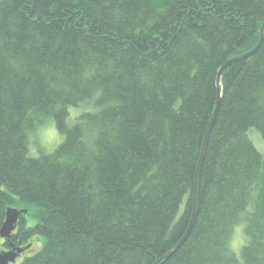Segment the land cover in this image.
Segmentation results:
<instances>
[{"label": "trees", "instance_id": "trees-1", "mask_svg": "<svg viewBox=\"0 0 264 264\" xmlns=\"http://www.w3.org/2000/svg\"><path fill=\"white\" fill-rule=\"evenodd\" d=\"M263 22L264 0H0V227L8 207L25 210L0 249L42 238L13 264L167 253L192 214L218 70ZM219 88L193 227L157 264H264V156L247 135L264 140V38ZM46 117L64 138L34 159L27 134Z\"/></svg>", "mask_w": 264, "mask_h": 264}, {"label": "water", "instance_id": "water-1", "mask_svg": "<svg viewBox=\"0 0 264 264\" xmlns=\"http://www.w3.org/2000/svg\"><path fill=\"white\" fill-rule=\"evenodd\" d=\"M263 38H264V22L262 23V26L260 28L259 39H258L257 43L248 51H246L242 54H239V55H234V56L230 57L229 59H227L225 61V63L218 70L217 77H216V85L218 87V97H217V101H216V105H215L213 114L211 116V119H210V121L207 125V128H206V131L204 133L202 146H201V152L199 154V158H198V161L196 164L194 181H193V188H192L193 189L192 190V197H193L192 214H191L188 226L186 228L185 233L172 246V248L167 253H165L161 258L156 260L153 264H157L161 260H165V259L169 258L174 253V251H176L180 247V245L186 240V238L188 237V235H189V233L193 227V224H194V221L196 218V214H197V209H198L200 170H201V166L203 163V159H204V155H205V151H206V147H207L209 134L211 132L213 123L215 121V117H216L217 110H218L219 103H220L221 94H220L219 86H220V80H221L222 73L231 64H233L237 61H240L242 59H245V58L249 57L250 55H252L261 45ZM23 213H25L24 209H17L14 207H8L6 209L5 219H4V221L0 227V238H2L5 241L9 240L11 233L15 230V228L17 226L19 216ZM30 245L31 244L23 246V247H19V246L16 247V246H13L12 244H10L9 248L0 249V264H13L16 261L17 257H19L20 254L24 250L29 248Z\"/></svg>", "mask_w": 264, "mask_h": 264}, {"label": "rangeland", "instance_id": "rangeland-1", "mask_svg": "<svg viewBox=\"0 0 264 264\" xmlns=\"http://www.w3.org/2000/svg\"><path fill=\"white\" fill-rule=\"evenodd\" d=\"M90 106H84V105H79V106H74V107H69L68 109V117H67V122L69 124H71L72 122H74L75 118L85 109H89L87 108ZM54 121L52 117H46L44 118L40 124H38L35 129L32 132H35V130L43 123H45L46 121ZM60 134V133H59ZM62 135V134H60ZM247 135L248 137L251 139L253 145L255 146V148L264 156V140L262 139L260 133L255 129V128H249L247 131ZM63 136V135H62ZM64 138V136H63ZM30 223V222H29ZM237 229H239V233H237ZM244 233L243 230L241 228V225L238 224L235 226L233 233H232V237H231V246L233 251L235 252V254L239 255V251H240V247L242 246L243 242H244ZM42 242V238L39 237L38 239H34L31 247L24 251L19 257H17L16 261L21 260L22 258H24L25 256L31 255L36 248H38L41 245Z\"/></svg>", "mask_w": 264, "mask_h": 264}, {"label": "clouds", "instance_id": "clouds-1", "mask_svg": "<svg viewBox=\"0 0 264 264\" xmlns=\"http://www.w3.org/2000/svg\"><path fill=\"white\" fill-rule=\"evenodd\" d=\"M27 136L26 155L34 159L39 158L42 153H53L63 141V136L59 134L54 121L51 120L41 124L35 132L29 131Z\"/></svg>", "mask_w": 264, "mask_h": 264}, {"label": "bare ground", "instance_id": "bare-ground-1", "mask_svg": "<svg viewBox=\"0 0 264 264\" xmlns=\"http://www.w3.org/2000/svg\"><path fill=\"white\" fill-rule=\"evenodd\" d=\"M35 129V128H34Z\"/></svg>", "mask_w": 264, "mask_h": 264}]
</instances>
